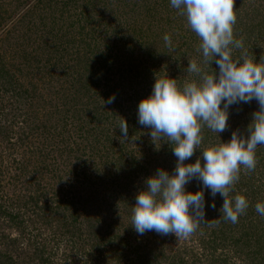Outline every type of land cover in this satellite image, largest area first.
<instances>
[{"label":"rangeland","instance_id":"1","mask_svg":"<svg viewBox=\"0 0 264 264\" xmlns=\"http://www.w3.org/2000/svg\"><path fill=\"white\" fill-rule=\"evenodd\" d=\"M234 8L237 11L235 38L244 41L249 58L257 62L264 60V0H235ZM170 9V0H0V64L12 76L15 91L26 96L25 87L33 89L37 86L40 98L49 100L39 112L27 114L23 104L19 105L12 94H0V121L8 129V144L5 139L0 142V207L2 211L19 214L16 222L0 214V252L12 256L14 264H42V253L48 257V264H141L135 260L132 251L136 245L142 247L152 264H264V250L260 251L264 246V216L255 210L257 202H264V145L257 147L255 170L249 172L241 166L239 179L233 185L236 195L246 196L252 208L242 215L244 222L239 221L250 220L257 226L256 236L252 237L249 246L242 243L236 246L232 240H222L219 248L213 250L203 244L202 241L209 242L214 238L212 221L208 231L198 225L190 235L181 238L174 234L163 236L147 232L140 236L126 232L129 220L123 208L117 206L119 194L112 191L125 184L124 176L128 170L125 160L154 158L158 168L172 172L175 156L171 152L168 154L171 146L165 139L153 142L151 136L147 138L143 133L149 134L151 130L143 126L138 133L124 138L116 127L124 115L111 116L106 121L91 120L94 113L85 110L88 108L82 109L90 100H97V106H104L109 116L114 107L112 103L102 102L105 96L101 92L107 91L103 82L99 90L95 85L87 87L90 95L87 88L76 93L80 87H69L71 79L78 71L82 72L84 66L74 73L66 71L64 76H70L67 82L58 78L65 71L64 65L74 60L73 55L81 43L77 34L80 28L93 34L94 39L92 35L86 36L84 42L92 43L97 51L107 54V48L111 47L109 61L114 66L116 64L124 72L127 71L125 65L122 66L124 62L139 66L140 70L135 73L141 77L134 81L117 73L115 76V71L111 70L113 82L120 80L119 85L111 86H116L119 92L127 89L133 94V90L138 89L143 99L151 94L156 77L175 78L181 86L186 81L198 79L187 72L189 59L196 60L210 74L218 71L215 63L203 64L200 40L191 31L186 17L179 13L175 15L169 12ZM254 10L256 21L252 18ZM253 23L257 26L249 37ZM166 33L171 35V48L163 40ZM72 39L75 44L68 45ZM240 54V50L233 52L234 58ZM56 61L58 64L54 65ZM100 75L103 76V72L96 76ZM85 76H88L87 72ZM145 76L147 78H143ZM60 84H63L62 88ZM79 84L84 85V81ZM138 104L135 98H124L125 115H136L138 119ZM258 110L255 100L231 106L229 126L221 135L206 125L202 127L200 134L203 138L209 132V141L203 143L202 139L200 149L229 141L236 130L246 134L252 114ZM107 135L111 141L107 140ZM149 144L154 147L151 149L150 145L149 148ZM201 150L185 163L195 162L201 156ZM121 155L123 161H119ZM85 173L119 179L120 183L100 182L90 186L84 180ZM138 178L140 182L145 180L140 173ZM107 188L115 192L109 197V203H114L115 207L95 216L100 222L90 228V222L82 212V200L87 195L98 196ZM32 196H40L42 208H34ZM205 200L209 207L213 202L219 208L223 204V198H213L207 190ZM61 201L74 204L66 212L64 203L59 207ZM44 204L48 205L45 209ZM65 214L75 235L67 232L69 227L61 226ZM240 228L231 234L239 238ZM111 236H114V244ZM255 238L259 239L260 247ZM44 245L46 252L42 250ZM72 254H77L75 262Z\"/></svg>","mask_w":264,"mask_h":264},{"label":"clouds","instance_id":"2","mask_svg":"<svg viewBox=\"0 0 264 264\" xmlns=\"http://www.w3.org/2000/svg\"><path fill=\"white\" fill-rule=\"evenodd\" d=\"M234 3L170 0L171 8L186 17L199 38L203 64L215 63L218 71L210 74L196 60L189 59L187 72L198 79L181 86L175 78L156 77L151 94L138 104V123L151 130L153 142L165 139L176 157L172 172L158 168L145 178L146 187L136 194L132 227L140 236L147 232L174 234L177 238L190 235L200 221L206 220L205 190L213 198H223L220 216L233 224L249 208L246 196L230 197V192L239 179L241 166L249 172L255 170L257 147L264 145V60L249 58L244 41L235 38ZM163 40L167 47L173 46L170 34L166 33ZM234 50H240L239 57L234 58ZM114 100L113 96L107 103ZM253 100L259 110L252 114L246 134L236 130L229 141L200 149L203 126L221 135L229 126L230 107ZM118 128L122 136L128 137L125 118ZM197 150H201V156L186 164ZM193 181L202 185L199 191L187 190ZM211 207L216 208L215 202ZM255 210L264 216V202H257Z\"/></svg>","mask_w":264,"mask_h":264},{"label":"trees","instance_id":"3","mask_svg":"<svg viewBox=\"0 0 264 264\" xmlns=\"http://www.w3.org/2000/svg\"><path fill=\"white\" fill-rule=\"evenodd\" d=\"M169 12L174 13L175 15H177L179 13L177 10H175L173 8L170 9ZM252 18L254 19V21H256L255 20L256 19V11L255 10H254V14H253ZM243 23L245 24V22H243ZM251 26H253V28H250V30H249V37L253 35L254 29L257 25H254V23H253V24H251ZM77 34H79V38L81 37L80 39H81L82 44L79 43L80 46L78 47V49H76V51L73 55L74 60H72L70 63H67L64 65L65 71H64V73H61V75H59L58 78H60V81H61V79H63V81L67 82L68 79H70V76H64L66 71H71L74 73L78 67L84 66L82 68V72L78 71L75 74V77H73L71 79L72 84L69 87H74V88L80 87V89L76 91V93H79L80 91H83L87 87L94 86V85L99 90V88L102 86V82H103V84H104L103 86L107 89V91L101 92L103 94L100 93L101 95L105 96L102 99V102L107 103V101L109 100L108 98L113 97V94H115V100H114V102H112L114 108L111 111L112 114L110 116H109V114H107V111H105L104 106H102L103 109H102V107L97 106L98 105L97 100H96V102H94L93 100H90V102L83 104L82 109L88 108L85 110L86 111L88 110L91 113L93 112L94 115L91 116V118L93 117V119H91V120H96V121L97 120L98 121H101V120L106 121L111 116L116 117V116L124 115L122 120L125 118L128 121V124H129V133L128 134L130 136H133L134 132L138 133L139 129L142 126L138 123V119L136 118V115H134V116L125 115L126 113L123 110L122 101L124 100V98L128 97V100L135 98V99H137L138 102H140L142 100V98L139 96L140 93H139L138 89H134L133 94L128 93L129 91H127V89L119 92V89L116 88V86L120 84V80L113 82V76L111 77L110 72L115 71L114 72L115 76H117V74H119V75L124 76V77H131L130 79L134 81L135 79H138L141 77V74L135 73L138 70H140L139 66L135 65V63H131V64L129 63L128 65H126V63L124 62V63H122V66L125 65L124 68L127 69V71H125V72L122 71L121 67L120 68L117 67L116 64L114 66V63L112 62L113 63L112 64L109 61V58L111 57V55H110L111 54V47L110 46L107 48L108 49L107 54L101 50L97 51V48H95V46H92V43H85L84 42L86 36L92 35V37L94 39L93 34L89 35L86 32V30L83 28H80L79 31L77 32ZM94 34H95V32H94ZM72 42H73V44H72ZM74 44H75V40H73V39H72V41L68 42V45H74ZM81 45H83V46H81ZM134 50L135 49H133V51ZM90 54L92 56H89ZM56 64H58L57 61L55 62L54 65H56ZM93 64L95 66H93ZM115 67H117V69H115ZM86 72H87L88 76H85ZM98 72H103L104 75L103 76H101V75L96 76L98 74ZM56 73H55V75H56ZM132 73L134 75H132ZM143 78H147V76H145ZM83 81H84V85L86 87H82L84 85L79 84ZM111 81L113 83H111ZM58 82H59V80H58ZM14 84L15 83H14L12 76L6 70L4 65L0 64V94H2V93L12 94L11 95L12 98H14L19 105L23 104L24 109L26 110L27 114L28 113L33 114L35 112H39L40 108H45L48 105L49 100L47 101V99H44L43 97L40 98V95L37 94V90H38L37 86H34L33 89L30 87H25L24 91H25V93H28L25 96L24 94H21V93H18L17 91H15ZM111 84L116 85V86H111ZM59 86L62 88L63 84L62 85L60 84ZM86 92H88V94L90 95V90L88 91V88H87ZM135 94L137 96H135ZM91 96H93V95L91 94ZM98 101L100 102V100H98ZM25 115H26V113H25ZM90 124H91V122H88V125H90ZM118 125H119V122L116 124V127H118ZM41 127L46 129L45 125H42ZM7 131H8V129L3 124V121H0V142H3L5 140L7 142V137H8ZM103 131H104V128H103ZM143 134H146L147 138H149V136H150V133L147 134L144 132ZM106 138L108 141H111V139H110L111 137H109V135H107ZM148 141L150 142L149 139H148ZM203 141H204L203 143H207L209 141V132H206V135L203 136ZM7 144H8V142H7ZM150 145H151V149H152L154 147V145L149 144L148 145L149 148H150ZM165 148H168V146H166ZM169 152L172 153L171 148H168V154H170ZM172 156H174V155H172ZM120 160H122V161L124 160L123 155H121L119 157V161ZM126 161H127V164H126ZM191 163H194V160ZM174 164H176V157H175V163ZM125 165H127V167H128V170L126 173L127 176L126 175L124 176V179H125L124 183L125 184L124 183H123L124 185L121 184L118 188H112L113 189L112 191H115L119 194L117 206H120L123 208V211H125L124 214H126V218L129 220L128 226L125 228V231L126 232H135L134 228L132 227V207L135 204V197H136L137 192L142 190L144 187H146V185L144 184V181H142V182L139 181V178H138L139 173L143 174L144 177L146 178V177L153 175L155 173V171L158 169V167L156 166V161L154 158H150L149 160H146V161H144V160L141 161V160H138L136 157H131L130 159L125 160ZM152 167L154 169L153 171H152ZM174 167H175V165H174ZM96 174L97 173H95L94 175H96ZM94 175L90 176V175H87V173H85L84 180H85L86 184L93 186L94 184H99L100 182H108V183H113V184H119L120 183L119 179L117 181V179H112V178L107 179L106 177H104L102 175H97V177H94ZM24 176L26 177V174H24ZM94 178H97V179L95 181H93ZM0 181H1V179H0ZM139 183L141 185H139ZM101 185H102V183H101ZM237 187L239 188V186H237ZM201 188H202V185L196 181H193L192 183L187 185V190L192 191V192L199 191ZM234 188L235 187H233V190L230 192V197H234V195H236V193H235L236 189H234ZM112 191H111V189L107 188L104 192H100L98 194V196L96 194H91V195H87L85 200L84 199L82 200L83 201V211L82 212L85 214V218H87V220L90 222V223H88L90 228L95 227L96 223L100 222V219L96 218L95 216L102 214L105 211V209L111 210L113 207H115L114 203H109V197H110ZM115 192H113V193H115ZM105 193H106V195H105ZM217 197L219 199L222 198L219 195H217ZM81 199L78 200L80 205L82 204ZM31 200L33 201L32 203H33L34 208H39V209L42 208L40 206V203H41L40 196H35V197L32 196ZM60 203H61V204H59L60 208H61V205L64 203L63 206H65L64 210L66 212H67V210L69 211V207L74 204V202H70L69 204H67V202H62V201ZM26 204H28V203H26ZM45 204L43 205L44 209L48 206ZM219 209L220 208L217 204H216L215 209L206 205V207H205V213H206L205 219L206 220L200 221L198 225H201L200 227H203L205 231H208L211 228L210 221H212V226L215 229H213V231H212V234H214L213 235L214 238H212L209 242L202 241V243L203 244L206 243V246H211V248L213 250H217L219 248L222 240H232L231 243L233 245H236V246H240V243H242L243 246H249V244H251L250 240L252 239V237L256 236V234H255V232L257 231L256 224L250 220H245V223H242L241 221H239V220H243V222H244V217H242V215L238 218L240 225L238 222L233 224L230 221L224 220L223 217L220 216L221 213H220ZM251 209H252L251 205H249V208L246 210V212H249ZM0 214H3L4 216L10 217V219L15 221V222H16V220H18V215H19V214H15L13 212H6V210L2 211L1 207H0ZM74 214H75V212L70 214V216L73 217ZM43 216H42V219H43ZM63 216L65 218V221L62 222L61 226L64 228L69 227L66 229L67 232H71V234L73 233L75 235V233L70 229V227L72 225H69V222H67V215L65 214ZM118 216H121V214L119 213ZM74 218L76 219L77 217H74ZM122 219H124L123 216H122ZM246 221L249 223L247 224ZM15 224H17L18 226L20 225V223H15ZM109 226L112 227V225H109ZM200 227H199V229H200ZM238 227H241L240 232H242V233L240 234L239 238H236V237H234L233 234H231V232H235V230ZM64 234H65V232H64ZM107 234H108V232H107ZM108 236H110V235L108 234ZM118 236H117V238H118ZM229 237L231 239H229ZM113 238H114V236L110 237V239L112 241L114 240ZM243 241H244V243H243ZM255 241L258 242L257 245L260 247L261 243H260L259 239L255 238ZM114 242L115 241H113V244H114ZM15 243H16V241H13V244H15ZM42 250L44 252H46L47 246L44 245V247H42ZM261 250H264V246H262L260 248V251ZM132 251L136 255L135 260L137 262H139L141 264H152V260L150 259V257L145 252L142 251L141 246L136 245L135 250H132ZM71 257L73 258V262H75L77 260V258H75V257H77V254H72ZM40 258H41L42 264H48L49 259H48V257H45L44 253H42V256H40ZM103 259H104V257H103ZM90 260L91 261L94 260V254L91 255ZM0 264H14L12 256H10L8 253L0 252Z\"/></svg>","mask_w":264,"mask_h":264}]
</instances>
